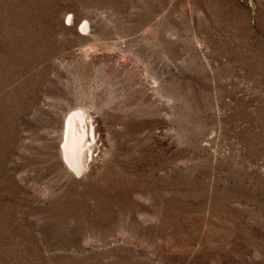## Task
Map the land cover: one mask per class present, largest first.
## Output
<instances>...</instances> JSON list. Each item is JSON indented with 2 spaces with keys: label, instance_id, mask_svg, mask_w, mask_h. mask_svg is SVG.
<instances>
[{
  "label": "rangeland",
  "instance_id": "374dc122",
  "mask_svg": "<svg viewBox=\"0 0 264 264\" xmlns=\"http://www.w3.org/2000/svg\"><path fill=\"white\" fill-rule=\"evenodd\" d=\"M0 264H264V0H0Z\"/></svg>",
  "mask_w": 264,
  "mask_h": 264
},
{
  "label": "bare ground",
  "instance_id": "6f19581e",
  "mask_svg": "<svg viewBox=\"0 0 264 264\" xmlns=\"http://www.w3.org/2000/svg\"><path fill=\"white\" fill-rule=\"evenodd\" d=\"M87 24L84 22L81 29ZM103 145L98 117L89 109L71 108L63 120L58 146L60 161L68 172L75 177L85 176L96 167Z\"/></svg>",
  "mask_w": 264,
  "mask_h": 264
}]
</instances>
